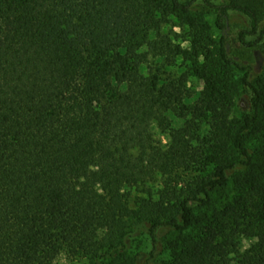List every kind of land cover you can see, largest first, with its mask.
Here are the masks:
<instances>
[{
    "label": "trees",
    "instance_id": "obj_1",
    "mask_svg": "<svg viewBox=\"0 0 264 264\" xmlns=\"http://www.w3.org/2000/svg\"><path fill=\"white\" fill-rule=\"evenodd\" d=\"M199 1L219 30L229 12L246 16L242 42L264 22V0ZM190 4L0 0V264H137L136 235L149 262L164 230L166 264H264V77L244 74L236 118L212 73L196 70L192 97L187 74L144 68L166 17Z\"/></svg>",
    "mask_w": 264,
    "mask_h": 264
},
{
    "label": "rangeland",
    "instance_id": "obj_2",
    "mask_svg": "<svg viewBox=\"0 0 264 264\" xmlns=\"http://www.w3.org/2000/svg\"><path fill=\"white\" fill-rule=\"evenodd\" d=\"M191 2L189 13L169 14L161 24L157 36L154 37L164 49L156 53L147 51L145 71L147 74L156 73L160 78L176 79L187 74L186 90L194 97L204 88V83L196 73L209 72L219 77V87L224 91L227 87L231 92L232 116L239 118L242 111L249 107L248 97L242 85V78L248 73L252 83L264 77V37L258 40L259 33L264 29V22L260 23L255 35L245 34V42L240 41V34L251 30L249 19L237 12H229L223 21V30L216 25L217 15L213 9L199 0H181ZM214 5H224L228 0H211ZM250 43L251 45H247ZM223 47L224 54L231 61L224 63L220 56ZM164 54V57L160 56ZM197 70V71H196ZM178 127L179 122L173 121L172 127ZM154 141L161 146L169 144V137L158 128H153ZM256 139L252 137L249 146L255 148ZM164 179L158 177L152 181L154 191ZM136 192L132 191L134 196ZM216 197V204H223L225 197ZM202 210L196 212L200 216ZM175 234L164 230L158 233V243L154 258L148 262L152 251V244L146 235H136L130 241V253L137 258V264H166L169 258L167 244ZM248 246L247 242L243 243ZM62 264H72L64 256L59 260ZM80 264H88L83 262Z\"/></svg>",
    "mask_w": 264,
    "mask_h": 264
}]
</instances>
